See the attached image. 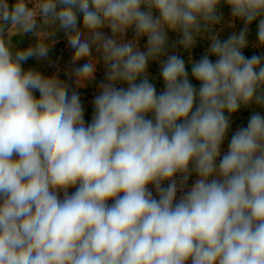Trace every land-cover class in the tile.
Masks as SVG:
<instances>
[{"label": "clouds", "instance_id": "obj_1", "mask_svg": "<svg viewBox=\"0 0 264 264\" xmlns=\"http://www.w3.org/2000/svg\"><path fill=\"white\" fill-rule=\"evenodd\" d=\"M59 33L71 85L25 67ZM250 43L264 49V0H0V264H264V51Z\"/></svg>", "mask_w": 264, "mask_h": 264}, {"label": "rangeland", "instance_id": "obj_2", "mask_svg": "<svg viewBox=\"0 0 264 264\" xmlns=\"http://www.w3.org/2000/svg\"><path fill=\"white\" fill-rule=\"evenodd\" d=\"M11 2V0H10ZM225 15L227 17V13H228V9L225 8L224 9ZM242 25H240L239 23H237V27L236 30L238 31L239 28ZM230 30L226 29L221 35L222 37H225L228 32ZM256 26L255 23L252 25V31L249 35V41L250 42H254L256 39ZM131 35V34H129ZM169 37L170 40H174L177 38L175 33H169ZM58 39H59V43H57L53 49L50 51V56H49V60L47 61H40V62H36L35 60H29L27 62V64L25 65V67L28 66H34L37 67L40 71H42L43 73L46 74H52L55 72H59V75L62 79L68 81V83L71 85V81L68 80V76L65 75V72L68 71L70 69V61H71V55H72V51L71 49L67 46L66 44V40L63 38V34L59 33L58 34ZM29 41L27 38L24 39V44H27ZM143 44V41H142ZM207 47V42H201L199 43L196 48L193 50L192 55L194 59H198L199 56L202 54V52L205 50V48ZM182 55L184 56L185 60H187V53H183L182 50H180ZM246 54L251 55L253 52L259 53L261 51H264V49H258L255 47L250 46L248 49L245 50ZM189 67V71H190V65ZM149 72L152 75V81L156 87H157V91H161L163 89V81L162 78L159 75V66L156 62H152L150 63L149 66ZM103 76V72L102 69L98 70L97 73V78L102 79ZM193 83H197L196 81H193ZM81 94H82V100L84 102L85 105V109H86V120L91 119V113L93 111V107H92V99L94 97V95L96 94V87L94 84L89 85L87 88L84 89H80ZM38 95V94H37ZM252 109H241L239 113H237L236 115L233 116V125H232V130H235V128L237 126L240 125H244L246 126L247 123V119L249 117V115L251 114ZM262 114H264V111H262ZM231 135V132L229 133V136ZM223 149L226 151L227 150V140L225 141V144L223 146ZM195 179V176L191 177L189 180V184H191V182Z\"/></svg>", "mask_w": 264, "mask_h": 264}]
</instances>
